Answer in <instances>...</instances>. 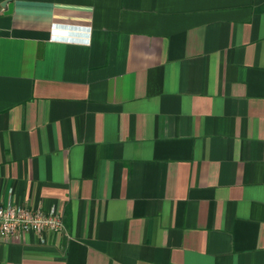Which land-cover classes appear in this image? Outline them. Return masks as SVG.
I'll use <instances>...</instances> for the list:
<instances>
[{
    "label": "crops",
    "instance_id": "0c3cea01",
    "mask_svg": "<svg viewBox=\"0 0 264 264\" xmlns=\"http://www.w3.org/2000/svg\"><path fill=\"white\" fill-rule=\"evenodd\" d=\"M8 201L0 264H264V0H0Z\"/></svg>",
    "mask_w": 264,
    "mask_h": 264
},
{
    "label": "built area",
    "instance_id": "2783aa9c",
    "mask_svg": "<svg viewBox=\"0 0 264 264\" xmlns=\"http://www.w3.org/2000/svg\"><path fill=\"white\" fill-rule=\"evenodd\" d=\"M64 229L63 215L55 208L30 209L12 201L0 204V237L11 239L20 233H57Z\"/></svg>",
    "mask_w": 264,
    "mask_h": 264
},
{
    "label": "water",
    "instance_id": "95a60500",
    "mask_svg": "<svg viewBox=\"0 0 264 264\" xmlns=\"http://www.w3.org/2000/svg\"><path fill=\"white\" fill-rule=\"evenodd\" d=\"M8 9L11 10V3H9V5H8Z\"/></svg>",
    "mask_w": 264,
    "mask_h": 264
}]
</instances>
